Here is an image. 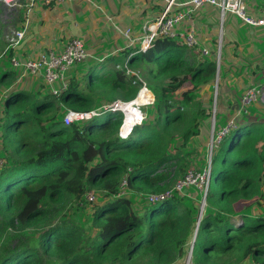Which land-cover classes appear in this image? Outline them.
Here are the masks:
<instances>
[{
    "label": "trees",
    "instance_id": "trees-1",
    "mask_svg": "<svg viewBox=\"0 0 264 264\" xmlns=\"http://www.w3.org/2000/svg\"><path fill=\"white\" fill-rule=\"evenodd\" d=\"M139 44L84 68L80 81L73 70L60 96L40 86L32 91V83L6 92L14 72L0 77V155L5 159L0 264H174L191 242L192 264H264L263 122L250 116L238 120L226 150L217 156L222 168L212 170L196 234L202 201L197 189L175 192L151 210L140 196L172 188L191 170L202 171L212 99L204 102L200 93L212 90L216 63L180 39L158 35L145 53H137ZM4 45L0 34V60ZM127 59L146 83L145 94L154 96L145 121L126 139L118 137L120 113L65 126L67 109L89 111L117 96L125 102L137 97L141 83L122 70ZM224 84L221 77L219 109L229 95ZM123 178L132 195L114 199ZM87 191L100 193L103 204L83 226L68 214L89 206L81 205ZM247 207L250 213L244 212Z\"/></svg>",
    "mask_w": 264,
    "mask_h": 264
},
{
    "label": "crops",
    "instance_id": "crops-1",
    "mask_svg": "<svg viewBox=\"0 0 264 264\" xmlns=\"http://www.w3.org/2000/svg\"><path fill=\"white\" fill-rule=\"evenodd\" d=\"M160 1L92 0V4H90L85 0H81L73 4L56 5V11H54L53 6H37L29 17V29L24 40L25 45L22 46L25 50V57L27 58L28 54H30V57H38L50 49L59 50L61 46L70 40L68 37H71V33H73L83 41L89 60L103 61L111 53H118L127 46H132L120 35L117 29H130L132 37L140 38L143 35L142 25L147 21L155 20L161 15L163 8L159 4ZM190 1L177 0L179 6L174 7L172 13L186 11ZM250 1L252 2L250 8L247 7L245 2L247 15L254 18H263L264 0ZM103 13L112 19L114 26L106 21ZM67 20L70 23L68 22L66 28L65 22ZM37 24L38 26H36ZM189 28L195 30L200 49L207 47L211 53H215L218 47L216 45L218 37L221 34L223 41L227 42L224 50V64L221 69L220 53V60L218 65L216 63V76L211 91L213 93L216 86L218 96V83L222 77L229 92L228 97L224 99L223 107L230 108L227 112V117L230 119L235 115L240 97L245 91L264 82V29L250 27L230 13L225 15L221 27L219 11L216 7L210 5L197 9L192 13L190 19H184L177 25L176 30L184 32ZM105 33H107V38L104 36ZM87 41H90V43H87ZM104 43H107V48L101 53L88 50L90 45L95 44L92 48H97L103 46ZM207 59L212 58L208 57ZM202 93L205 92L202 91ZM263 110L262 107L257 106V111H248V113L262 119L261 115L256 116V112L261 113L264 112ZM222 114L224 115V113ZM247 114L244 116H247ZM223 122L225 124L227 121H222L221 126L224 125Z\"/></svg>",
    "mask_w": 264,
    "mask_h": 264
},
{
    "label": "built area",
    "instance_id": "built-area-1",
    "mask_svg": "<svg viewBox=\"0 0 264 264\" xmlns=\"http://www.w3.org/2000/svg\"><path fill=\"white\" fill-rule=\"evenodd\" d=\"M78 1L81 0H0V5L5 10L16 11L17 9H23L20 10L21 12L19 11V13H24L22 15L19 14L23 22H21L20 26L12 30L6 37V46L3 51V55H11L9 57V62L11 63L10 66L18 73V78L16 77L15 84H20L21 79L27 76L32 77V79L40 78L45 85H49V92L54 96H60L67 89L68 75L79 65H82L89 60V55L83 41L80 38L75 37L68 40L59 50L50 49L38 57H21V59H19L16 55V49L21 46L22 42L25 40L30 24L29 17L37 6L49 7L52 5L73 4ZM85 1L92 4V0ZM163 1L166 2V6L161 12V15L155 20L150 22L147 21L142 25L141 30L143 35L140 38L136 39L132 37L130 29H117L120 35L126 39L128 44L133 45L136 41L140 42L137 53H145L149 50L152 47L153 39L160 35L169 39L182 40L187 48L196 49L200 53L201 58L207 59L208 57H211V60L218 65L221 53L220 43L218 44L215 53H211L207 47L202 49L199 48V43L193 28H189L184 32H178L176 30L177 25H179L184 19H190L192 13L200 7L207 5L214 6L218 9L221 27L225 20V15L230 13L250 27L264 29V17L254 18L247 15L244 0H191L188 3L189 7L186 11H177L174 13H172L173 8L179 6L177 0ZM103 15L105 16L106 21L114 26L112 19L105 13H103ZM122 70L126 75L134 76L138 79L141 83L139 91L147 89L146 83L138 77L136 72L132 71L131 68L128 67V59L124 62ZM213 92L215 93L213 102L216 103V86ZM150 94V101L149 103L143 105L144 107H147L154 101L153 94ZM132 102L118 100L107 105L93 108L89 111H75L67 109L63 115V124L65 126H70L72 124L87 123L94 121V119L104 116L107 113H122L124 116L121 106ZM251 105L260 106L264 109V82L261 85L252 86L245 91V93L240 97L239 106L236 109L235 115L228 119L219 131H216L215 127L217 113L215 109H212L211 131L206 146L207 161L205 166H203L202 171H189L182 179L178 180L172 188L163 192L140 195L143 201L148 205L154 206L170 199L175 192L180 193L184 189L188 188L197 189L203 195V198H205L210 185L214 150L219 148L221 142L229 133L237 130L238 119L248 113V108ZM143 106L138 108L135 106L137 115H134L133 117L136 122L126 134H124L121 130L124 126L123 121V124L118 130V137L120 139L127 138L131 134L132 129L135 126L140 125L145 119L141 111ZM4 164L5 160H0V167ZM128 172H130V169H128ZM131 195L132 191L128 187L127 179L123 178L117 192L113 194L112 197L114 199H122L128 198ZM82 199L83 203H81V205H92L99 200L97 194L92 191L85 192Z\"/></svg>",
    "mask_w": 264,
    "mask_h": 264
},
{
    "label": "rangeland",
    "instance_id": "rangeland-1",
    "mask_svg": "<svg viewBox=\"0 0 264 264\" xmlns=\"http://www.w3.org/2000/svg\"><path fill=\"white\" fill-rule=\"evenodd\" d=\"M53 7H54V11H56V9H55V7H56V5H52ZM20 10H23V9H17L16 11H10V10H5L1 5H0V34H1V39H2V41L5 43V45H6V37L9 35V33L12 31V30H14L15 28H18L19 26H20V24H21V22H23L21 19V17H20V15H22V14H24V13H19V11ZM21 12V11H20ZM20 14V15H19ZM68 20L65 22V25H66V28L68 27ZM43 23V22H42ZM67 23V24H66ZM70 23V22H69ZM36 26H38V24L36 25ZM35 30H36V32H37V29L35 28ZM253 30H255L254 28H253ZM108 33H109V31H108ZM72 34V36L71 37H68V39H73V38H75V37H77L75 34H73V33H71ZM104 36L107 38V33H105L104 34ZM105 37H103V39L104 40H106V38ZM108 37H110V36H108ZM87 43H90V41H87ZM219 43H221L220 44V46L221 47H223V38H222V35L221 36H219L218 37V41H217V46H218V44ZM5 45H4V49H5ZM23 45H25L24 44V41L22 42V44H21V46H19L17 49H16V55H17V57H19V59H21V57H25V50L23 49ZM95 46V44H93V45H90L89 47H88V50H90V51H98V53H101V52H103V51H105L106 50V48H107V43L105 44H103V46H98L97 48H92V47H94ZM216 46V47H217ZM96 49H98V50H96ZM223 51V50H222ZM29 53H32V52H29ZM11 56V55H10ZM10 56H8V55H3L2 53H1V57L3 58V59H1L0 60V77L3 75V74H5V73H7L10 69H12L11 68V63L9 62V57ZM27 57H30V54H28L27 55ZM98 59H100V58H98ZM101 61L102 60H95V59H91V60H89L87 63H85L84 65H79L75 70H77V71H75V72H73V78H75V79H77L78 81H80L83 77H84V75H85V73L86 72H84V68L86 69V68H89V69H91V68H93L94 66H97V65H100V63H101ZM12 71L14 72V75L12 76V81H11V84H10V86L9 87H7L6 88V92H9V91H12V89H14V88H16V87H20V86H24V88L23 89H26V88H28V86L32 83L33 85H31L30 86V88H28V89H30V90H37L38 88V86H40V88L42 87V89H43V91L45 92V93H49L50 94V88L48 87L49 85H45L44 83H43V81L42 80H40V78H35V79H32V77H25V78H23V79H21V83L18 85V84H15L16 83V80H14V82H13V79H16V77L18 78V73L15 71V70H13L12 69ZM3 72V73H2ZM5 72V73H4ZM129 76V75H128ZM41 84V85H40ZM43 85V86H42ZM189 86H185V88L184 89H186V88H188ZM8 89H11V90H8ZM148 90V89H147ZM97 91H98V89H96L95 91H94V93L96 94L97 93ZM149 91V90H148ZM149 93H151V92H149ZM214 92L212 93V91L210 92V91H208V93L207 92H205V93H200V99H203L204 97H206L205 98V101L204 102H207L208 103V98L211 100V101H213V97H214ZM146 94H145V92H143V93H141V95L138 97V95H137V97H138V99H137V97L135 98V99H137V102H140V103H142V102H144L145 101V99H146ZM116 98H119L120 99V101H122L121 100V96H117ZM119 99H116L115 101H113V102H116V101H118ZM134 99V100H135ZM133 100V101H134ZM125 102V101H124ZM132 102V101H131ZM97 103H99V102H97ZM112 103V102H111ZM152 104H153V102L150 104L151 106H152ZM212 104V109L214 110H216V113H217V115H216V120H215V127H216V131H219V129L221 128V125H220V123H221V121H227V119H228V117H227V112L230 110V108H226V107H221L220 109H219V107H218V105H219V103L217 102V103H214V102H212L211 103ZM141 106H143V105H138V106H136L137 108L138 107H141ZM151 107H142L141 108V111H142V114H143V116L146 118L147 117V115H149L150 114V112H151ZM257 111V106H254V105H251L249 108H248V111L249 112H253V111ZM219 111H221L222 113H224V115L222 114L221 115V117H220V113H219ZM64 114V113H63ZM121 115H122V118H123V120H124V116H123V114L122 113H120ZM261 115V118L262 119H260V118H258V117H254L253 115L251 116V114L250 113H248L247 114V117H249V118H255L256 119V121H261V122H263L264 123V112H261V113H259V112H256V116H260ZM103 118H104V116H101V117H99V118H96V119H94V121H91V122H99V121H101V120H103ZM220 119H222V120H220ZM240 119V118H239ZM238 119V120H239ZM123 120H122V122H123ZM145 121V119L142 121V123ZM211 122H212V111H211V118H210V127L208 128L209 129V135H210V131H211ZM233 134L234 133H229L227 136H226V138H224L223 139V141L221 142V144H220V148L218 149V150H214V153H213V156H214V161H213V164H212V170L213 171H216V170H220L221 168H222V165H221V163L217 160V156H218V154H220V153H222V152H224L225 150H226V148H227V146H228V143H229V141H230V139L232 138V136H233ZM209 139V138H208ZM195 146H198L199 148H201V144L196 140L195 142ZM0 149H2V147H1V138H0ZM202 153H203V150H202ZM1 156V155H0ZM0 160H2V161H4L5 159L4 158H2V156L0 157ZM206 161H207V154H206V150H205V159H204V161L202 162L204 165H205V163H206ZM203 164H202V167H203ZM260 188L264 191V188H263V186L262 185H260ZM92 192H95L96 194H97V197L99 198V200H97V202L95 203V204H92V205H89V206H86V207H84L83 209H81V208H78V209H76V210H72L73 211V213H69L68 215H69V217H71V219H73L74 220V222L76 221V222H79L80 224H82L83 226H85V225H87V222L89 221V219H90V217H91V215H92V211H93V209L94 208H96L97 206H100V205H102L103 203V199H102V197L100 198V193H98V192H96V191H92ZM82 198H83V196H82ZM202 198H203V195H202ZM253 204H255L254 202H253ZM139 206H142L143 204H138ZM154 206H152V205H150L149 206V209L151 210L152 208H153ZM248 209H245L244 210V212L246 211L247 213H248V211H249V213L251 212V208L250 207H247ZM233 222H235V223H237L238 222V220L237 219H234V221ZM87 226H89V225H87ZM188 251L189 250H187L186 251V254H185V257L183 258V259H181V260H178L177 262H175L174 264H192L191 263V260H190V258H188Z\"/></svg>",
    "mask_w": 264,
    "mask_h": 264
},
{
    "label": "bare ground",
    "instance_id": "bare-ground-1",
    "mask_svg": "<svg viewBox=\"0 0 264 264\" xmlns=\"http://www.w3.org/2000/svg\"><path fill=\"white\" fill-rule=\"evenodd\" d=\"M144 91H148L147 89L145 90H141L138 92V97L141 95V93H143ZM137 97V99H138ZM137 99H135L132 103L130 104H127V105H123L121 106L122 107V112L124 113V116H125V120H124V126L123 128L121 129L122 132L124 134H126L134 125H135V120H134V115H137V112H136V108L135 106H138V105H145L147 103H149L150 101V95L148 93L146 99L144 102L140 103V102H137Z\"/></svg>",
    "mask_w": 264,
    "mask_h": 264
},
{
    "label": "water",
    "instance_id": "water-1",
    "mask_svg": "<svg viewBox=\"0 0 264 264\" xmlns=\"http://www.w3.org/2000/svg\"><path fill=\"white\" fill-rule=\"evenodd\" d=\"M204 206H205V199L202 198V201H201V208H200V214H199V217H198V220H197L196 229H195V234H196V231H197V228H198V225H199L200 219H201L202 212H203V210H204ZM195 234H194V237H195ZM194 237H193V240H194ZM191 253H192V242H191V245H190V248H189V251H188V258H190V259H191Z\"/></svg>",
    "mask_w": 264,
    "mask_h": 264
},
{
    "label": "clouds",
    "instance_id": "clouds-1",
    "mask_svg": "<svg viewBox=\"0 0 264 264\" xmlns=\"http://www.w3.org/2000/svg\"><path fill=\"white\" fill-rule=\"evenodd\" d=\"M124 121V120H123ZM123 123V122H122ZM211 173H212V171H211ZM205 199V198H204ZM205 207V206H204Z\"/></svg>",
    "mask_w": 264,
    "mask_h": 264
}]
</instances>
